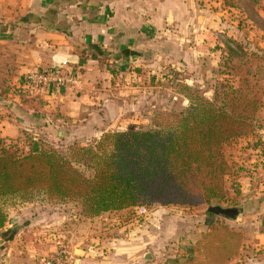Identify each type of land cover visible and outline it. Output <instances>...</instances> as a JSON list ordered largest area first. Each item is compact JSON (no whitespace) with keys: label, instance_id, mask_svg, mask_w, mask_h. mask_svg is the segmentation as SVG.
Returning a JSON list of instances; mask_svg holds the SVG:
<instances>
[{"label":"crops","instance_id":"crops-1","mask_svg":"<svg viewBox=\"0 0 264 264\" xmlns=\"http://www.w3.org/2000/svg\"><path fill=\"white\" fill-rule=\"evenodd\" d=\"M256 12L264 17L262 4ZM247 17L243 3L226 0H0V137L23 146L27 131L68 147L149 119L156 75L170 64L197 69L228 38L244 40ZM64 64L72 72L66 86L29 81L39 68ZM259 246L258 260L245 264H264V240Z\"/></svg>","mask_w":264,"mask_h":264},{"label":"trees","instance_id":"trees-1","mask_svg":"<svg viewBox=\"0 0 264 264\" xmlns=\"http://www.w3.org/2000/svg\"><path fill=\"white\" fill-rule=\"evenodd\" d=\"M226 2L233 8L243 3L253 23L254 17L263 18L256 12L262 0ZM245 44L233 38L225 42L220 73L227 79L216 85L212 98L184 86L189 106L156 112L147 126L108 131L64 151L46 142L24 151L20 140L0 137V231L30 206L72 204L93 219L224 200L231 172L225 146L254 130L264 101V52ZM220 230L231 234L226 226Z\"/></svg>","mask_w":264,"mask_h":264},{"label":"rangeland","instance_id":"rangeland-1","mask_svg":"<svg viewBox=\"0 0 264 264\" xmlns=\"http://www.w3.org/2000/svg\"><path fill=\"white\" fill-rule=\"evenodd\" d=\"M234 15L229 19L243 18ZM254 18L255 23H240L244 29L241 35H246L243 43L264 52V17ZM217 47L218 53L204 55L197 69L187 72L170 64L161 70L156 75L157 99L149 119L139 115L136 122L124 126L127 129L113 131L147 126L156 112L187 108L184 86L212 98L216 85L227 79L225 72L220 73L224 58ZM25 132L29 134L25 136L26 144L20 145L24 151L33 143L46 141L65 150L66 144H58L49 135L40 134L32 141L34 134ZM225 154L231 172L222 201L192 209L156 206L146 208V214L136 209L93 219L84 218L72 204L26 207L0 232V264H231L234 260L245 264V258L254 262L262 253L259 242L264 240V225L259 218L264 203V101L254 130L225 146ZM211 207L236 208L239 214L226 219L210 213ZM210 221L213 222L208 225ZM221 226L231 234L220 230ZM236 253L237 258L227 262Z\"/></svg>","mask_w":264,"mask_h":264},{"label":"built area","instance_id":"built-area-1","mask_svg":"<svg viewBox=\"0 0 264 264\" xmlns=\"http://www.w3.org/2000/svg\"><path fill=\"white\" fill-rule=\"evenodd\" d=\"M29 81L37 87H63L72 82V72L68 68L67 64L62 66L39 68L31 74ZM140 212L146 214L148 210L146 208H140Z\"/></svg>","mask_w":264,"mask_h":264},{"label":"water","instance_id":"water-1","mask_svg":"<svg viewBox=\"0 0 264 264\" xmlns=\"http://www.w3.org/2000/svg\"><path fill=\"white\" fill-rule=\"evenodd\" d=\"M209 212L220 215L226 219H234L239 214L238 209H225L221 207H211Z\"/></svg>","mask_w":264,"mask_h":264}]
</instances>
